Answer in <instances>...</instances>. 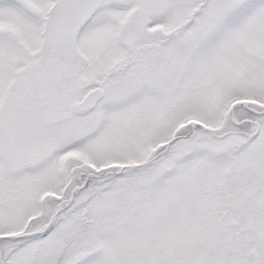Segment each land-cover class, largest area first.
<instances>
[{"label": "snow or ice", "instance_id": "snow-or-ice-1", "mask_svg": "<svg viewBox=\"0 0 264 264\" xmlns=\"http://www.w3.org/2000/svg\"><path fill=\"white\" fill-rule=\"evenodd\" d=\"M0 264H264V0H0Z\"/></svg>", "mask_w": 264, "mask_h": 264}]
</instances>
